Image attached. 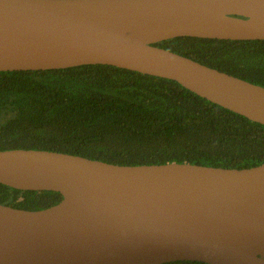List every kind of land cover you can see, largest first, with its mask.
<instances>
[{
  "label": "water",
  "instance_id": "1",
  "mask_svg": "<svg viewBox=\"0 0 264 264\" xmlns=\"http://www.w3.org/2000/svg\"><path fill=\"white\" fill-rule=\"evenodd\" d=\"M176 37L264 40V0H0V71L111 65L264 125V87L155 45ZM0 184L62 196L39 210L0 203V264H264V163L5 149Z\"/></svg>",
  "mask_w": 264,
  "mask_h": 264
},
{
  "label": "trees",
  "instance_id": "2",
  "mask_svg": "<svg viewBox=\"0 0 264 264\" xmlns=\"http://www.w3.org/2000/svg\"><path fill=\"white\" fill-rule=\"evenodd\" d=\"M155 45L264 87V40L176 37ZM5 149L52 150L119 165L244 168L264 163V125L174 80L111 65L0 71ZM61 198L0 184V203L19 209L48 208Z\"/></svg>",
  "mask_w": 264,
  "mask_h": 264
}]
</instances>
